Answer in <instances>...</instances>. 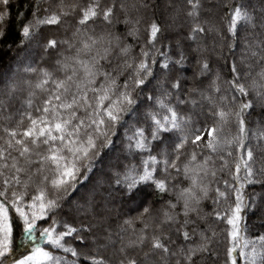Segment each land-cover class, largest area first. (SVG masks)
I'll return each mask as SVG.
<instances>
[{"label": "snow or ice", "instance_id": "1", "mask_svg": "<svg viewBox=\"0 0 264 264\" xmlns=\"http://www.w3.org/2000/svg\"><path fill=\"white\" fill-rule=\"evenodd\" d=\"M0 264H264V0H0Z\"/></svg>", "mask_w": 264, "mask_h": 264}, {"label": "trees", "instance_id": "2", "mask_svg": "<svg viewBox=\"0 0 264 264\" xmlns=\"http://www.w3.org/2000/svg\"><path fill=\"white\" fill-rule=\"evenodd\" d=\"M162 2H163V0H162Z\"/></svg>", "mask_w": 264, "mask_h": 264}]
</instances>
